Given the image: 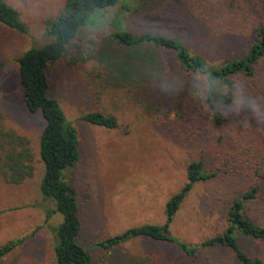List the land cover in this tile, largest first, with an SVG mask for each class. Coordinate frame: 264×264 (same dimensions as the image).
Listing matches in <instances>:
<instances>
[{"label": "rangeland", "instance_id": "1", "mask_svg": "<svg viewBox=\"0 0 264 264\" xmlns=\"http://www.w3.org/2000/svg\"><path fill=\"white\" fill-rule=\"evenodd\" d=\"M14 8L26 33L0 25V129L25 138L35 159L32 178L21 184L0 176V246L23 243L0 264H55V230L62 222L51 200L42 199L38 141L44 125L21 98L17 60L50 39L48 21L66 0H3ZM104 27L81 29L61 59L49 65L48 96L58 101L78 132L80 157L66 173L76 191L81 231L77 238L92 264H239L227 249L198 248L191 261L174 245L147 238L106 249L102 243L129 229L165 223L169 199L187 182V167L200 162L215 173L197 183L169 225L178 242L197 246L221 235L234 200L251 189L253 162L264 136V59L250 79L232 78L234 89L217 85V115L211 120L203 76L182 73L173 53L159 48L127 51L125 60L154 62L160 75L141 89L113 87L99 63L97 47L119 54L109 33H153L180 40L192 55L213 67L244 56L258 27H264V0H127L99 15ZM111 57V56H107ZM236 82V84H235ZM232 92L230 104L222 100ZM113 117L116 129L83 122L86 113ZM182 117V119H181ZM243 214L264 226V179ZM240 249L264 264V241L238 235Z\"/></svg>", "mask_w": 264, "mask_h": 264}, {"label": "trees", "instance_id": "2", "mask_svg": "<svg viewBox=\"0 0 264 264\" xmlns=\"http://www.w3.org/2000/svg\"><path fill=\"white\" fill-rule=\"evenodd\" d=\"M125 1L127 0H66L57 17L46 23V35L50 41L40 48L29 49L17 60L22 102L30 114H39L44 122L38 141V158L43 170L39 192L42 199L51 200L54 204V210L47 214V218L55 213L62 217V222L55 230L53 246L55 264L92 262L89 253L77 242L81 221L76 191L66 177V173L75 167L80 157L78 132L66 119L58 101L48 96L47 68L63 57L81 29L89 26L104 27L105 22H102L99 15L124 4ZM0 25L17 33L27 32L17 11L3 0H0ZM255 33L256 36L250 41L244 56L226 61L219 67L210 66L200 56L192 55L180 40L153 33L133 35L127 31H114L109 33L108 39L119 48V54L110 51L108 45L100 50L97 47L96 52L106 74L107 85L135 89H141L154 82L160 75V70H157L154 62L148 59H141L134 62V65L127 63L124 50L139 53L146 48L148 50L159 48L173 53L184 75L204 77L207 85L205 103L212 113L213 123L221 126L223 121L217 115L216 87L223 85L234 89L233 77L242 76L244 79H250L254 76L258 64L264 59V27H258ZM2 66L3 63H0V68ZM231 96L232 92L228 90L223 96L224 105L231 103ZM80 119L96 127L117 128V122L113 117L98 112L86 113ZM255 152L253 166L257 170L251 177V189L242 194L241 199L232 202L227 212V227L221 235L200 245L190 246L178 242L169 233L173 217L193 187L197 183L213 179L216 175L205 172L200 162H193L187 167V182L166 204L163 225H145L129 229L106 239L102 246L112 249L132 239L147 238L154 242L174 245L191 261L194 260L198 248H221L229 250L239 264H260V261L251 259L240 249L238 240V235H241L249 240L264 241V226L254 224L243 214L244 204L255 199L258 185L264 179V136ZM34 172L35 159L27 140L0 129V176L8 183L17 185L32 178ZM22 243L23 239H16L0 246V260ZM139 264L151 263L143 260Z\"/></svg>", "mask_w": 264, "mask_h": 264}]
</instances>
